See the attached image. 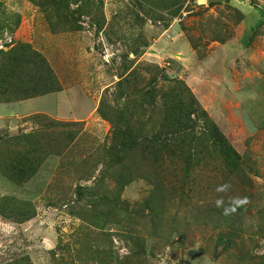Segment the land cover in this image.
<instances>
[{
    "label": "rangeland",
    "instance_id": "374dc122",
    "mask_svg": "<svg viewBox=\"0 0 264 264\" xmlns=\"http://www.w3.org/2000/svg\"><path fill=\"white\" fill-rule=\"evenodd\" d=\"M0 105V264H264V0H0Z\"/></svg>",
    "mask_w": 264,
    "mask_h": 264
},
{
    "label": "trees",
    "instance_id": "16d2710c",
    "mask_svg": "<svg viewBox=\"0 0 264 264\" xmlns=\"http://www.w3.org/2000/svg\"><path fill=\"white\" fill-rule=\"evenodd\" d=\"M16 55H17L18 61L25 62V63L29 62L27 61V59L22 58L23 52H17ZM22 76L24 77V70H22V72L20 73L18 82L20 81L22 83L26 81V80L24 81V78H22ZM26 78H27V82H25L26 84L25 86H29V83H30L32 97L46 95L54 90H58L57 81L54 79L55 77H52L51 74L46 72L45 61L39 56L37 57V61L35 63L34 74ZM148 94L150 95V98L153 97V93L151 91ZM169 109H172L173 115H174V116L172 115L171 117L172 126L176 128L173 132L176 131V133H179L180 135V133L183 134L188 129H190V127L188 126V121H189L190 116H188V119H187L186 114L182 116V112H181V110H183L182 105H179L178 103L174 102V106ZM177 111L180 112L179 115H175V112ZM211 138H212L211 140L213 141L214 145L219 149V152L223 154L225 160L230 163L236 164L235 162H237L238 155L235 153V151H233V148L231 147V145L227 143L225 137L222 134H220L217 128L215 127L212 128ZM26 139H33V136H30ZM154 139L158 141L161 138L154 137ZM162 144L163 145L167 144V140L162 142ZM17 164L19 166H23L24 168L27 167L29 170H31L30 174L35 172L34 171L35 169H33V165H31L30 160L28 158L20 159ZM9 168H12V169H7V171H3V173L7 175V177L10 178L11 180L19 181V180L27 179L25 175L26 170H19L17 171V173H12L10 170H15L16 166L11 165ZM28 177H31V176L28 175Z\"/></svg>",
    "mask_w": 264,
    "mask_h": 264
},
{
    "label": "clouds",
    "instance_id": "9594fccd",
    "mask_svg": "<svg viewBox=\"0 0 264 264\" xmlns=\"http://www.w3.org/2000/svg\"><path fill=\"white\" fill-rule=\"evenodd\" d=\"M227 187H228V185L225 184V185H223V186H221V187H218V188H217V191H224V190L227 189ZM246 202H247L246 199L241 200V199H238V198H237V199L233 200V201H232V206H230V207H224V208H223V214H224L225 216H227V215H229V214L235 212V211H236V206L242 205V204H244V203H246ZM215 204H216V207H217V208H220V207L223 205V201L220 200V199H217V200L215 201Z\"/></svg>",
    "mask_w": 264,
    "mask_h": 264
},
{
    "label": "crops",
    "instance_id": "0c3cea01",
    "mask_svg": "<svg viewBox=\"0 0 264 264\" xmlns=\"http://www.w3.org/2000/svg\"><path fill=\"white\" fill-rule=\"evenodd\" d=\"M8 110V107L4 106V105H0V119L3 117V111Z\"/></svg>",
    "mask_w": 264,
    "mask_h": 264
},
{
    "label": "water",
    "instance_id": "95a60500",
    "mask_svg": "<svg viewBox=\"0 0 264 264\" xmlns=\"http://www.w3.org/2000/svg\"><path fill=\"white\" fill-rule=\"evenodd\" d=\"M204 3V2H203Z\"/></svg>",
    "mask_w": 264,
    "mask_h": 264
}]
</instances>
